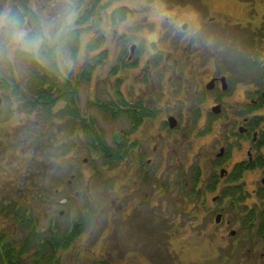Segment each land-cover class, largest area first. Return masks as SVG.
Masks as SVG:
<instances>
[{
    "label": "rangeland",
    "instance_id": "374dc122",
    "mask_svg": "<svg viewBox=\"0 0 264 264\" xmlns=\"http://www.w3.org/2000/svg\"><path fill=\"white\" fill-rule=\"evenodd\" d=\"M4 2L0 0V7ZM34 2L39 9L46 0ZM96 2L102 11L101 20L94 21L93 18L89 21V27L94 31L93 38L78 59L73 52L74 66L59 71V78L65 77L77 84L79 112L83 119L92 118L97 123V132L102 131L106 144L112 146L114 130L123 127H117L109 114L99 110L101 108L97 105L110 101L115 50L118 49L121 55V49L135 41L142 48L141 55L145 54V58L151 60L152 49L159 48L163 55H169L176 72L186 68L187 63L183 61L188 60L194 66V73L186 75L187 96L185 92L181 93L178 96L181 102H175L182 130L168 156L167 167L174 157L176 170L189 180L200 166L203 175L198 185L201 187L212 172L210 159H215L221 146L217 140L219 137H215L224 122L229 118L242 119L237 113L244 104L250 103L254 90L258 86L264 90V0ZM12 3L27 9L30 0H12ZM92 3L94 0H86L84 8L89 10ZM111 4H125L130 9L128 18L114 35L109 31L108 23ZM184 25L185 30L182 29ZM238 61L245 63L246 68L236 67L237 73L229 75L227 70ZM35 67L33 62L28 61L18 62L14 68L0 63V158L6 160L3 170H9V175L0 178V187L5 188L8 204L10 200L11 204L18 201L19 209L25 210V225L20 226L18 221L22 219L15 217L21 212L18 214L6 209L5 221H0V237L6 238L5 243L11 242V237L23 242L32 227L40 239L48 238L50 230L56 232L59 238L64 233L65 240L68 239L63 248L54 254L48 251L47 258L52 256V264H264V244L257 232L264 223V199L253 194V186L249 184L260 175L264 177V173L245 174L248 193L243 197L239 193L229 194L222 204L211 199L205 202L200 188L196 197L192 195L191 199L187 195L192 186H188L187 192H177V187L174 184L173 187L172 182L169 184L166 178L163 182L169 186L161 195L153 182L148 181L144 187L134 186L130 179L136 180L137 173L133 172L129 179L124 175L126 169L119 175H112L111 167L90 151L82 129L73 130L70 119H59L58 112L49 116L51 112L43 108L30 110L27 107L26 100L34 94ZM83 68L85 81L88 82L80 79ZM130 73L132 71H125L121 76L125 87H129V93L136 84ZM178 73L177 76H180ZM215 75L227 76L229 88L220 94L203 96L208 93L204 85ZM169 83L167 81V86ZM218 95L230 115L221 119L222 124L215 120L216 115L211 112ZM61 105L57 103L54 110H60ZM258 113L264 114V105ZM209 125L216 133L206 132ZM230 143L232 146L228 145L225 149H231L228 163L232 168L243 158L242 152L248 145L244 147L236 139ZM7 162H13L11 167ZM166 171L176 174L172 169ZM239 182L242 183V179ZM137 188L141 190L137 191ZM144 188L150 193L147 202L138 199ZM132 190L133 195L129 196ZM154 194L157 196L152 197ZM207 196L213 197L215 192ZM116 197L119 200L113 204ZM235 197L239 203L234 202L238 205L234 210L231 201ZM120 201L121 208L118 207ZM127 205L133 207L129 215ZM246 205L258 207L251 213L248 207H244ZM176 206L178 211L174 213L171 210ZM198 206L201 208H196ZM223 208L229 210L230 220L235 222L233 230L239 231L235 238L221 230L222 227H215L214 220L210 221L206 214L209 211L215 214ZM234 216H238L236 221ZM76 222L81 230L70 238L71 223ZM160 226L163 233L159 235L156 231ZM148 233L149 241L144 243L143 236ZM160 236H164V241ZM239 240L240 243H237ZM17 241L16 249L19 250ZM30 241L36 244L33 239ZM235 244L237 257L231 258ZM251 246L256 247L255 259L252 256L254 253L250 252V256L247 253V248ZM32 253L24 255L27 261L24 264L34 263ZM42 261L46 264L45 260Z\"/></svg>",
    "mask_w": 264,
    "mask_h": 264
},
{
    "label": "flooded vegetation",
    "instance_id": "af4514ba",
    "mask_svg": "<svg viewBox=\"0 0 264 264\" xmlns=\"http://www.w3.org/2000/svg\"><path fill=\"white\" fill-rule=\"evenodd\" d=\"M129 10V7L125 4L122 6L111 4L108 23L110 24L109 31L113 32L112 35L117 32L118 27L128 18ZM101 11L102 8L99 9L96 0H94L91 8L85 10L82 19L86 20V13H88L90 18L89 21L93 18L94 21L97 19L99 21L101 20ZM139 30L140 29H138L137 32ZM129 45L130 46L127 48L124 46L121 49V55L118 54V49L115 50L112 59L111 73L112 71L113 73L111 76L113 80H110V101L104 105H100V103L97 105L101 108L99 110L109 114L108 116L117 127H123L118 130L116 129L113 132V135L115 133L119 134V138L117 142H115L113 138V144L110 146L112 150H114V155L117 157L115 164L111 167L112 175H119L118 173L126 169L124 175L129 179V175L131 176V174L135 172L137 173V179H130L131 183H134V186L140 185L144 187L145 184H148V181L153 182V186H157L159 195H161L164 190H167V186L172 182V186L174 184V186L177 187V189L175 188L177 192H181V190L187 192L192 186V190H190L189 195H187L189 198H191L192 195H195L196 197V192L199 193L200 188V192L202 193L205 202H208V200L211 199L212 202L218 200L219 203L222 204L224 200H227L225 197L229 194L235 195L239 193L243 197L245 193H248L245 188L247 184L244 180V175L248 172H256L258 174L264 173V120L261 121V116H264V114L258 113L260 108L264 105V90H261L260 86L254 90V94L250 98V103L244 104L242 110L237 113L242 119L231 120L229 118L226 123L224 122L219 134L215 137H219L217 140L220 142L221 146L219 147L218 153L215 155V159H210L211 165L213 166L212 172L209 173L210 176H207V182L204 181L202 183L203 187H200L198 184L203 175L200 166H197L198 170L194 171L195 174H193L189 180L186 176L182 177L181 174H179V171L176 170V163H173L174 157H172L171 160L173 165L171 164L172 166L170 165L167 167V164L169 163L168 156L170 155L171 150L174 149L177 140L176 137H178L182 130V124L177 118V107L175 106V102L181 100L178 97L181 93L185 92L187 96L188 86L186 75L190 72L194 73V66L188 63V60L183 61V63H187L186 68L182 67V69H179L177 72H179L178 74L180 76H177L176 68L173 67L169 55H163L162 50L159 48H151L154 53L152 52L153 58L150 60L145 58L147 55H141L142 48L139 47L138 44H135V41L130 42ZM173 62L175 63L176 61ZM125 71H132L130 74L133 76L136 83L135 88H133L130 93L128 91L129 87H125L126 83L123 84V79L121 78V76L125 74ZM227 71L229 72V75L237 73L233 67H230ZM84 73L85 71L83 68V73L80 75L82 82H85ZM170 73L172 74L171 76ZM129 77L127 78L129 79ZM220 77L222 76L215 75L214 77L209 78L207 84L204 85V88L208 93L203 96L207 97L212 93L220 94V92H225L229 88L228 77L223 76L226 86L225 89H223V85L219 81ZM193 79L196 81L195 77ZM212 80L214 81L212 88L207 90L206 86ZM167 81L170 82L169 86L166 84ZM172 92H175L173 96ZM170 99L174 102L170 101ZM219 99L220 97L218 95V97L215 98L211 112L213 115H216L217 119L215 120H219L220 124H222L221 119L230 117V115L227 112L228 109L224 108L223 103L220 102ZM214 107L218 108L217 113L213 111ZM81 117H83V115H81ZM170 119H173V126H171ZM82 120V124H84L85 120L83 118ZM206 132L213 134L216 133V130L212 128V125H209ZM222 139H224V141H222ZM235 139L238 140L239 144L241 143L240 145H244V147L248 146L242 152L243 158L237 161V163H234V167L229 168L230 164L228 163V159L231 158V149L228 150L227 148L225 149V147L228 145L232 146L230 145V141H235ZM173 154L175 155V152ZM5 161L6 160H3V158H0V178L4 175H9V170L6 169V171H4L2 167V165H4L6 168ZM7 163L11 167L13 162ZM159 166L160 168L158 169ZM164 166L167 167L168 171L172 169L176 174L167 172V169H163L162 171L161 169ZM165 178L169 181L168 185L163 182ZM241 179L242 183L239 182ZM193 182L194 184L192 185ZM249 184L253 186L251 192L255 195L258 194L261 200L264 199V177L260 175L256 180L250 181ZM140 190V188H137V191ZM4 191L5 188L0 187V221H5L6 209L13 212L17 211L18 214L21 212V209H19L20 203L18 201L11 204L10 200L9 204L7 203ZM133 192L134 190L128 193L130 194L129 196H132ZM213 192H215V196L208 198L207 194ZM154 195L155 196L152 197L157 196V194ZM140 196L141 197L138 199L141 198V201L145 200V202H147L150 193H147L144 188L142 189ZM118 200L119 199L116 197L113 204H116ZM234 202H238L236 197L235 200L231 201V205L234 206L235 210L238 205H235ZM121 206L122 201L118 204L119 208H121ZM127 206L129 215L133 207H131V205ZM244 207L248 206L246 205ZM256 207L258 206H253V208L248 207V211L253 213V209ZM177 208V206L173 207L171 211L176 213L178 211ZM196 208L200 209L201 207L198 206ZM207 213L210 221L214 220L213 225L215 227H222L221 230L229 233L231 238L236 237L239 231L233 230L235 222L233 220L231 222L229 210L223 208L215 214L212 211L206 212V214ZM18 217L20 216L18 215ZM18 217L15 218L17 219ZM174 217L176 218V216ZM237 217L238 216H234L235 221ZM147 220L149 222V219ZM262 225L263 227L261 225L258 227L257 232L263 241L262 244H264V223H262ZM1 226L2 225L0 224V228H2ZM154 226L156 227L157 224ZM156 232L159 235L163 233L161 231V226ZM160 238L164 241V236H160ZM143 239L144 243H147L149 241V233L143 236ZM11 240L13 243H16L17 241V239L15 240L12 237ZM4 241L5 237H0V245L3 244ZM240 241L241 240L237 241V243H240ZM225 242V244H227V241ZM233 245L234 244L232 243V246ZM230 249L231 247H229L228 250ZM236 250L237 247L235 244V251L230 253L231 258L237 257L235 254ZM255 250V246L247 248L249 256L250 252L254 253L252 254L254 259L256 257ZM241 255L244 254L241 253Z\"/></svg>",
    "mask_w": 264,
    "mask_h": 264
},
{
    "label": "clouds",
    "instance_id": "9594fccd",
    "mask_svg": "<svg viewBox=\"0 0 264 264\" xmlns=\"http://www.w3.org/2000/svg\"><path fill=\"white\" fill-rule=\"evenodd\" d=\"M105 2V0H102ZM120 0H117L119 3ZM86 0H46L37 9L5 0L0 7V63L16 66L35 62L53 71L71 69L93 38L89 21L83 20Z\"/></svg>",
    "mask_w": 264,
    "mask_h": 264
},
{
    "label": "trees",
    "instance_id": "16d2710c",
    "mask_svg": "<svg viewBox=\"0 0 264 264\" xmlns=\"http://www.w3.org/2000/svg\"><path fill=\"white\" fill-rule=\"evenodd\" d=\"M86 18V20L89 21L90 18L88 13H86ZM33 63L36 66V76H34L33 79L34 94H31L32 97L26 100L27 107H29L30 110H35L37 109L36 107L43 108L51 112V115L49 116H54L55 113L58 112L57 117L61 120L66 118L70 119L71 121L79 120L80 112L77 107L78 98L76 93L77 84H73L68 78L65 77L60 79L58 75L59 71H53L51 68H45L39 64H36L35 62ZM232 66L234 70H236V67L242 69L246 68V64L243 62L234 63ZM57 103H62V108L55 111L54 109L55 106H57ZM90 119L91 120H85V123L82 124L81 127L82 132L87 137L88 147L91 152L96 153L103 160L105 165L112 167L117 159V157L114 155V150H112V148L106 144L103 132H97V123L92 120V118ZM263 120L264 116H261V121ZM72 127L71 129L74 128ZM73 130L76 131L75 128ZM24 224V220L23 222L21 221V225L23 226ZM25 227L27 228L28 225ZM77 227H79L77 222L73 224L71 223L70 233L68 234L70 238L77 235L81 230ZM31 229L32 231L30 230L28 236L24 238V241L19 244V250L15 248L13 242V244H10L9 242H3V244L0 245V264H24V262H27L24 259V255L32 251V260L34 261L33 264H44L42 260H45L46 264H52V256L47 258L48 251L54 254L56 250L63 248V245L68 242V239L66 238L65 240L64 238V233H62V237L59 238V235L48 231V238L40 239L35 234V230L32 227ZM31 239H33L34 243L36 244H32L30 241ZM28 241H30V243Z\"/></svg>",
    "mask_w": 264,
    "mask_h": 264
},
{
    "label": "water",
    "instance_id": "95a60500",
    "mask_svg": "<svg viewBox=\"0 0 264 264\" xmlns=\"http://www.w3.org/2000/svg\"><path fill=\"white\" fill-rule=\"evenodd\" d=\"M182 29L185 30V29H186V25L182 26ZM219 81L222 83V85H223V89H225L226 86H225V83H224V78H220ZM213 83H214V81L212 80V81L206 86V89H207V90L211 89ZM213 111H214L215 113H217V112H218V108H214ZM170 122H171V126H173V125H174L173 119H170ZM118 138H119V135H118V134H115V135H114V140H115V142L118 141Z\"/></svg>",
    "mask_w": 264,
    "mask_h": 264
}]
</instances>
